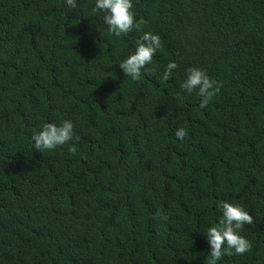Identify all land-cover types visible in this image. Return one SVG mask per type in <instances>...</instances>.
<instances>
[{
    "label": "trees",
    "instance_id": "obj_1",
    "mask_svg": "<svg viewBox=\"0 0 264 264\" xmlns=\"http://www.w3.org/2000/svg\"><path fill=\"white\" fill-rule=\"evenodd\" d=\"M77 3L0 0V264H206L222 200L252 250L218 264H264V0H132L163 44L138 81L119 64L143 33ZM188 67L222 83L203 109ZM65 119L78 140L34 148Z\"/></svg>",
    "mask_w": 264,
    "mask_h": 264
},
{
    "label": "clouds",
    "instance_id": "obj_2",
    "mask_svg": "<svg viewBox=\"0 0 264 264\" xmlns=\"http://www.w3.org/2000/svg\"><path fill=\"white\" fill-rule=\"evenodd\" d=\"M66 3L70 10L79 9L77 0H66ZM132 9V0H95L93 12L99 11L102 14L108 32L117 38L128 35L134 29L143 33L136 43L134 53L119 64L125 76L138 81L141 78L142 69L149 73L155 71V68L150 69L146 66L152 64L153 56L157 50L163 48V44L158 34L143 31L147 21L143 18L136 20ZM177 67L175 62H169L163 71L161 82L167 81ZM180 88L188 94L196 91L201 98L200 107L203 109L219 94L222 83L210 78L203 69L188 67L185 69V79L181 82ZM173 134L177 139L184 140L188 136V131L183 127H177ZM74 138L79 139L74 136L73 122L67 119L59 124L44 123L39 130L33 132L31 137L34 148L41 152L52 151ZM76 151L77 148L74 145L69 148V152L73 155ZM217 207L222 215L217 223L207 228L205 233L210 246L206 264H218L225 255H243L252 250V243L240 235V232L245 225L253 224V216L239 204L226 200L219 201ZM156 215H161L159 210Z\"/></svg>",
    "mask_w": 264,
    "mask_h": 264
}]
</instances>
